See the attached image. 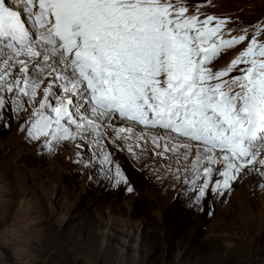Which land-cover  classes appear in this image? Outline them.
Wrapping results in <instances>:
<instances>
[{
    "label": "snow or ice",
    "instance_id": "obj_1",
    "mask_svg": "<svg viewBox=\"0 0 264 264\" xmlns=\"http://www.w3.org/2000/svg\"><path fill=\"white\" fill-rule=\"evenodd\" d=\"M227 23L201 19L198 9L189 14L185 0H0V110L18 115L27 98L26 138H43L49 152L86 141L80 147L94 150L117 185L128 181L104 150L105 129L130 153L129 140L148 141L166 169L169 154L176 156L184 191L201 201L230 188L264 150V42L257 39L264 29L213 71L219 55L246 39L225 38ZM218 163L224 167L213 184Z\"/></svg>",
    "mask_w": 264,
    "mask_h": 264
},
{
    "label": "rangeland",
    "instance_id": "obj_2",
    "mask_svg": "<svg viewBox=\"0 0 264 264\" xmlns=\"http://www.w3.org/2000/svg\"><path fill=\"white\" fill-rule=\"evenodd\" d=\"M185 3L201 19H227L225 38L246 36L209 65L213 71L225 68L264 29V0ZM257 39L264 42V30ZM38 95L39 101L42 90ZM24 112L31 121L30 111ZM14 137L0 141V264H264V150L230 188L192 202L184 191V166L169 154L166 169L148 141L140 142L142 152L129 140L130 153L105 129L104 150L128 181L117 185L106 178L107 166L100 167L94 150L80 147L86 141H64L49 152L43 138L33 141L22 130ZM49 155L56 159L47 161ZM194 157L195 148L188 165ZM223 167L214 166L213 184Z\"/></svg>",
    "mask_w": 264,
    "mask_h": 264
},
{
    "label": "bare ground",
    "instance_id": "obj_3",
    "mask_svg": "<svg viewBox=\"0 0 264 264\" xmlns=\"http://www.w3.org/2000/svg\"><path fill=\"white\" fill-rule=\"evenodd\" d=\"M13 2H16V4H18V0H13ZM27 18H28L27 14L26 13H22V19L26 20ZM28 27L29 28L31 27V25L29 23H28ZM45 83H47V82H45ZM38 96H37V98H36V100L34 102L36 107H37V104L39 102L38 101ZM9 97L6 96V100L10 99ZM24 110H29L30 113L33 110L32 105H29L27 103V98H24L23 106L21 107V110H20L18 115L13 113L8 108L7 105H6L4 110H0V141L1 142L2 141L3 142H7L8 141L9 143H12V140L14 142L15 133H17L18 131H21V130L23 131V134L26 133L25 129H26V127L30 126V121L28 119H26L25 117H23V114L25 113ZM33 141H38V140H33ZM71 141H74V140H68L67 143L68 142L71 143ZM61 145H63V143ZM83 149H85V148H83ZM53 159H56V156L52 157V155H49L47 161L51 162V161H53Z\"/></svg>",
    "mask_w": 264,
    "mask_h": 264
}]
</instances>
